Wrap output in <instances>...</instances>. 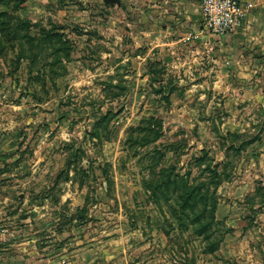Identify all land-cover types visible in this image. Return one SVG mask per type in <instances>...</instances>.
<instances>
[{"label":"rangeland","instance_id":"1","mask_svg":"<svg viewBox=\"0 0 264 264\" xmlns=\"http://www.w3.org/2000/svg\"><path fill=\"white\" fill-rule=\"evenodd\" d=\"M117 10L98 0H0V12L10 16L2 18L0 33V264H37V236L63 235L73 221L106 227V238L143 233L149 247L129 264H144L143 258L153 259L149 264H264V216L251 191L262 173L254 166L249 174L247 154L227 152L235 165L233 179L217 189L223 219L214 226L222 237L215 252H207L191 218L184 220L188 228L180 226L171 206L179 202L175 192L154 203L144 189L155 146L164 157L155 154L156 171L162 163L208 181L210 158L224 159L229 142L222 134L230 105L224 85L215 86L219 72H170L175 84L130 77L126 58L135 56L126 41L124 56L115 46V32L123 29ZM18 26L21 36L12 38ZM49 29L64 36L44 40ZM60 47L67 51L56 52ZM142 66L141 74L148 61ZM105 114L103 129L98 122ZM155 118L163 122V136L142 146L149 134L143 128ZM96 130L102 138L91 133Z\"/></svg>","mask_w":264,"mask_h":264},{"label":"crops","instance_id":"2","mask_svg":"<svg viewBox=\"0 0 264 264\" xmlns=\"http://www.w3.org/2000/svg\"><path fill=\"white\" fill-rule=\"evenodd\" d=\"M98 1L105 5L114 4L118 9L114 18L123 29L115 32L119 39L115 46H120L122 54V41H126L125 50L134 51L135 57L126 58L129 68L134 72L130 77L139 76L151 82L154 75L149 73V61L163 68L165 72L159 79L164 83H174L168 75L181 70L191 72L194 69L209 77H212V73H220L221 76L216 75L220 79L215 81V86L224 85L227 103L230 105L222 135L236 134L241 136L243 142L250 141L244 144L237 157L240 153L247 154L243 162L246 160V167H251V176L255 175L252 171L254 166H259L261 170V180L251 191L260 197L257 208L264 216V0H242L252 2L254 7L243 25L224 35L202 30V0ZM118 61L123 62L122 59ZM144 61H148V66H144L145 70L141 74L139 70L143 68ZM226 148L224 159L216 161L214 158L216 162L229 160ZM232 179L231 175L223 183ZM221 205L217 208V219H223L218 217ZM94 224L76 225L73 221L66 225L63 235L45 241L37 236L36 263L129 264L131 255L140 258L138 254L149 247L150 241L145 242L143 233L137 230L130 232V240L124 231L115 237L106 238L109 230L100 225L93 229ZM118 230L121 228L113 231ZM152 260L143 258L141 262L149 264Z\"/></svg>","mask_w":264,"mask_h":264},{"label":"trees","instance_id":"3","mask_svg":"<svg viewBox=\"0 0 264 264\" xmlns=\"http://www.w3.org/2000/svg\"><path fill=\"white\" fill-rule=\"evenodd\" d=\"M6 16H9V13L3 11L0 12V33H4L6 30L3 27L5 23L4 19ZM6 19V18H5ZM12 38H19L21 36V28L18 26L16 29L12 30ZM64 36V32H60L59 30L49 29L44 33V40L50 39L53 41L55 38H61ZM42 40V39H41ZM65 47L56 48V52L64 51ZM149 73L154 75V81L160 76L161 71L157 68L158 64L155 62H150ZM156 78V79H155ZM161 89V88H160ZM162 90L157 89V93H161ZM171 94H167L165 97L169 98ZM109 115L105 114L101 120L98 122L99 127L106 129L108 128V118ZM147 127V128H146ZM148 131V136L146 141L142 143V146H147L150 144L157 143L159 139L163 136V122L156 120V118L148 123L143 130ZM138 130V128H137ZM141 130V129H140ZM95 137L102 138V135L96 130V132H91ZM150 135H152L150 137ZM109 136V135H108ZM226 141L229 140V145L226 147V152L234 151L235 153H239L243 148L244 144L249 143L250 141L243 142L241 136L236 134H227L222 136ZM110 139V138H107ZM232 139V140H230ZM242 140V142H241ZM135 143H140L139 140H135ZM239 141L236 145L235 143ZM134 143V144H135ZM162 146L156 147L153 149L152 154L150 155L151 160L153 162L148 163L146 168L149 169L151 173V177L143 178V186L146 191L151 195L153 202L158 203L159 199L163 196L170 198L174 192L177 194L179 198V202L177 206H172V211L177 215L178 223L182 228H188L190 223H194L199 231L205 237L204 239L208 241L207 252H215L222 241V237L216 236L217 230L214 228L215 225L222 223L217 219V208L219 204V196L217 193L218 187L224 182L231 178V172L229 169L234 165L232 161L224 160L222 162H216L213 158H210V162L208 164L209 169V180H199L196 177L189 178L188 173L181 174L179 171H176V167H167L165 169L164 166L160 164V170L156 171V167L159 166V161H156L155 154H159L160 159L163 157ZM227 153V157L229 154ZM137 155V154H136ZM164 158V157H163ZM229 158V157H228ZM149 160V159H148ZM158 172V173H157ZM159 174V179H155V174ZM215 185L213 191H211L210 185ZM184 217V219H183ZM186 218H191V222L187 223L184 221ZM216 237V238H215Z\"/></svg>","mask_w":264,"mask_h":264},{"label":"built area","instance_id":"4","mask_svg":"<svg viewBox=\"0 0 264 264\" xmlns=\"http://www.w3.org/2000/svg\"><path fill=\"white\" fill-rule=\"evenodd\" d=\"M253 7L252 2L242 0H202V30L214 35L233 32Z\"/></svg>","mask_w":264,"mask_h":264},{"label":"water","instance_id":"5","mask_svg":"<svg viewBox=\"0 0 264 264\" xmlns=\"http://www.w3.org/2000/svg\"><path fill=\"white\" fill-rule=\"evenodd\" d=\"M111 1H112V2H118V3L120 2V0H111Z\"/></svg>","mask_w":264,"mask_h":264}]
</instances>
